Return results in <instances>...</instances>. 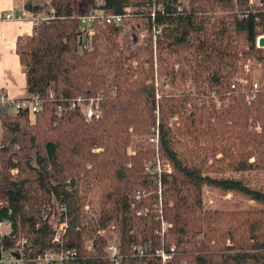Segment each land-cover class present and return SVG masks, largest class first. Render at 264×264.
<instances>
[{"label":"trees","instance_id":"trees-1","mask_svg":"<svg viewBox=\"0 0 264 264\" xmlns=\"http://www.w3.org/2000/svg\"><path fill=\"white\" fill-rule=\"evenodd\" d=\"M187 3L186 8L181 0H102L100 5L97 0H49L50 19L18 37L15 51L26 89L38 97L40 108L11 113L0 107V222L9 228L0 233V250L23 252L22 264H39L32 256L47 249L77 251L78 261L67 264H115L105 257V240L95 233L112 223L120 231L118 264H163L154 254L132 255L134 246L150 243L152 251L169 252L174 245L173 257L164 264H264L263 190L232 176L211 175L264 172V69L252 81L242 66L247 61L264 65V48L256 45L264 35V12L249 9L247 0ZM141 4L156 6L155 23L163 27V41L155 42L156 73L150 35L143 45L125 51L117 40L121 28L104 24L83 49L81 17L99 9L120 14L128 5ZM40 8L30 0L24 4L32 16ZM185 48L191 50L190 58H183L189 72L178 74L190 77L198 94L213 92L220 108L199 106L200 99L189 94L170 95L157 83L155 74L174 72L168 56ZM242 74L247 86H237ZM254 82L259 89L250 104L246 94ZM99 94L97 120L86 122L66 107L78 96L88 100ZM152 131L160 157L173 170L161 172L160 214L154 208L157 178L143 173L155 158L148 142ZM130 145L133 157L126 152ZM95 186L97 222L88 218L87 226H81L86 222L81 208ZM205 186L259 207L209 210L203 206ZM135 189L148 195L132 209L136 201L129 197ZM64 218L66 231L53 241ZM163 220L169 227L161 234ZM93 237L89 253L85 242Z\"/></svg>","mask_w":264,"mask_h":264},{"label":"built area","instance_id":"built-area-1","mask_svg":"<svg viewBox=\"0 0 264 264\" xmlns=\"http://www.w3.org/2000/svg\"><path fill=\"white\" fill-rule=\"evenodd\" d=\"M154 5V4H153ZM153 5H142L141 6H132L128 5L127 7L123 8L122 13H114V14H106L103 9L96 10L95 13H91L85 17H81L79 19L80 22V37L79 40L82 43L83 49H88L90 47V40L91 36L95 34V28L96 27H101V25H110L113 27H120L121 29L126 26V22L128 20H138V21H143L144 24L147 27V32L150 34V37H152V40L156 41V38H158V35H162V26L157 23H155V15H156V6L154 7ZM161 9V7L157 8ZM177 11L180 12L183 9L179 6H177ZM162 11V9H161ZM30 14V13H29ZM25 11L23 12H15L13 10H10L5 13L3 16L4 19L6 20H22L24 19ZM149 15V18L147 17ZM50 17H44L41 16L40 14L32 16L31 20L33 21L34 25H38L39 22L42 21H47L49 20ZM150 25V28L148 29V26ZM261 37V36H260ZM259 37V38H260ZM264 37V35L262 36ZM86 39H88V42ZM258 41V39H257ZM256 41V45H257ZM258 47V45H257ZM260 48V47H258ZM237 82V86L243 85L245 83V79L243 77H240L235 80ZM236 87L234 84L233 89ZM253 90L251 91L250 94H247L246 100L251 104L252 101L255 100V92L259 89L257 82H254L253 84ZM102 99V94L97 95L96 97H90V99L85 100L81 98V96L76 97V99L70 101L69 103L66 104L67 109L70 111H78L84 120L86 122H90L92 119H99L101 117V109L100 108V102ZM39 99L36 95L30 94L28 99L23 100V101H10L8 100L4 94L0 93V107L6 109L8 112L11 113H16L22 108H29L31 112H36L40 106H39ZM57 114H60L62 112V108L58 107L57 108ZM157 138V135H156ZM154 141V139H152ZM157 162V161H156ZM156 162L154 163H147L146 166L144 167L145 173L151 175L153 178H157L158 184L160 185V176L162 175L161 172L165 173H170L171 172V166L170 164L167 165L168 170H161L158 165L156 166ZM150 168H154V170L151 171ZM68 182V181H67ZM146 196L145 191L143 190H134L133 193H131L130 198L132 201H140ZM62 213L65 212L64 207L61 208ZM82 213L84 215L85 221L89 218L92 220V222L96 221L97 222V214L92 210V208L89 207V204H84L81 208ZM141 213H144V211H141ZM137 214L140 215L139 211H137ZM43 218H46V215L43 216ZM64 218V221L58 223L56 229H55V234L53 237V241H59L62 234L66 231L67 228V223ZM87 221L81 224V226H87ZM5 224L4 222H0V233L3 231ZM165 227H169L167 223L163 222V231L161 234L164 232ZM82 227H78L77 230H80ZM114 228V227H113ZM95 233L97 236L100 238H103L105 241L107 240L105 237L106 229H97L95 230ZM96 237V236H95ZM95 237L89 238L85 242V247L87 252H93L94 250V242H95ZM25 243L24 239H21L20 245H23ZM175 247L174 245L170 247L169 252L163 251L162 249H157L155 251H152V245L146 244L143 246L136 245L134 246L131 251L132 255L134 257H140L143 258L145 255H150L154 254L155 257H159L161 259V262L164 264L168 260L173 257ZM103 253L107 259H110L114 261L115 264H118L120 260H122L118 245L112 244L110 242H106V246L103 249ZM16 254H18L20 257L17 258ZM22 256L23 252H18L16 250H0V264H22ZM79 256L77 251L68 249L66 251H55L52 249H47L43 252H38L34 256H32L31 260L39 263V264H67L68 262H77Z\"/></svg>","mask_w":264,"mask_h":264},{"label":"rangeland","instance_id":"rangeland-1","mask_svg":"<svg viewBox=\"0 0 264 264\" xmlns=\"http://www.w3.org/2000/svg\"><path fill=\"white\" fill-rule=\"evenodd\" d=\"M26 1H28V0H25V2ZM30 1L33 4H37L39 7H41L40 8L41 10L39 12L41 16L50 17V15L52 14L51 13L52 11L49 8V0H30ZM101 1L102 0H97L98 5L101 4ZM187 1L188 0H181V4L183 3V6H185L186 8L188 5ZM247 2H248V6H250L249 9L253 8V9H257V10L264 12V0H247ZM134 7H136V6H134ZM180 7L183 8L181 5H180ZM25 14L29 15V12L25 11ZM163 34L164 33L162 31V35ZM148 35H150V34L147 32V27L143 21L141 22L138 20H134V21L128 20V22H126V26H124L121 30H119L117 40L121 46H123V45L125 46V51H129V49L133 46L143 45L144 39L149 38ZM162 38H164V37H161L158 35V38H156V40L160 39L161 41H163ZM136 43H138V44H136ZM156 47H158L157 43L155 44L153 41V51H154L153 52V64L155 65V66H153V68H154L155 73H156V70L158 68V65H160L158 62L159 50ZM190 51L191 50H188L185 48L184 51L179 52L178 55H176L175 52L171 53V55L168 56V59H170V64H171L170 69L174 70V72L171 71V74H167L164 76H158L157 74H155V76L159 78L157 80V83L159 84V86H160V84H162V88L164 90H166L165 92H167L170 95H172L173 93L189 94L191 96L198 97L200 99V102L198 103L199 106L202 104H205V106H209L211 104H214L216 108H220L219 105H221V103L218 101V98L216 96L213 97V95L211 94L213 92H208L206 94V96L198 94V91L195 89L194 84L192 83L190 77H187L184 80V78L180 76V73L178 74V72H182L185 70L187 72H189L188 71L189 68L187 66V63L183 62V58H184V56L190 58ZM177 60L181 61V62H178ZM254 63H255V61H247L242 66L244 68L245 73L251 75L250 79L252 81H254V80L258 81L259 76H261L260 72L264 69V65L258 64V63L254 64ZM240 76L244 77L246 75L242 74ZM236 79H238V78H236ZM158 84L155 85L156 88L158 87ZM244 84L246 85V81ZM204 87H206L205 84H204ZM244 90H248V89L243 88L242 91H244ZM208 94H209L210 99H208ZM177 120H179V119H177ZM249 130H252V128H249ZM255 130H260V129H259V127H256ZM156 135H157V133L155 131H152V134H150V136L148 138V142L150 144V147H152L151 149H153L154 154H155V156H154L155 158L152 160L153 162H150V163H154L157 161L156 166L158 165V167H160V171L163 169L168 170L167 165H169V163L167 162V160L160 157V155L158 153L159 147H158ZM152 139H154V141ZM94 149H95L94 151H96V153L101 150V149H96V148H94ZM126 152H127L128 156L133 157V155L135 154L134 146L130 145L128 147V149L126 150ZM219 156L221 157L220 154L217 155V157H219ZM150 169H151V171L154 170V168L153 169L150 168ZM168 171H170V170H168ZM172 172H173V170L171 168V172L166 173V174H172ZM143 173L145 174V169H143ZM211 175L215 176V177L216 176H224V177L232 176V177H234V179H239L243 183L248 184L252 188H256V189L261 188L264 192V172H262V171L244 172L243 174H235L234 172H231V171L226 172V173H221V172L217 171L216 173L212 172ZM157 188H158L157 189V195H158V202L159 203L154 208L157 207L158 211H159L162 208L161 192L163 191V188L161 190L159 184H157ZM135 190H138V189H135ZM97 191H98L97 187L95 186V187H93V189L91 191H89L87 193L88 195L85 197V204H89V207L92 208L93 210L97 209L98 205H99V204H97V195H98ZM143 191H145V193L148 195V192L146 190H143ZM202 199L204 200L203 206H205L209 210L221 209L224 211H231V209L245 210L246 208L250 209V208H258L259 207L258 205H255L253 202L249 201L247 198H244L240 195H236L235 193H232V192L226 194V193L221 192V190H219V189L216 190L213 188H209L208 186L203 187ZM89 201H90V203H89ZM136 203H137V201L132 204V206H131L132 209H135ZM160 212L161 211H159V214H160ZM163 222L167 223L164 220L161 222L162 231H163ZM166 228H168V227H165V230H166ZM8 229H9L8 226L5 225L3 228V231L6 232ZM119 232L120 231H118L117 228L114 229L112 227V223H110L108 225V228L106 229L105 237L107 240L105 241V243L110 242L112 244H116V245L120 246ZM104 248H105V246H104Z\"/></svg>","mask_w":264,"mask_h":264},{"label":"crops","instance_id":"crops-1","mask_svg":"<svg viewBox=\"0 0 264 264\" xmlns=\"http://www.w3.org/2000/svg\"><path fill=\"white\" fill-rule=\"evenodd\" d=\"M25 0H0V93L10 101H23L31 93L26 89V77L15 51L18 37L32 33V15L22 20H6V12H23ZM40 14V13H39Z\"/></svg>","mask_w":264,"mask_h":264},{"label":"water","instance_id":"water-1","mask_svg":"<svg viewBox=\"0 0 264 264\" xmlns=\"http://www.w3.org/2000/svg\"><path fill=\"white\" fill-rule=\"evenodd\" d=\"M257 45L260 48H264V37L261 36L260 38H258ZM16 257L19 258L20 256L16 254Z\"/></svg>","mask_w":264,"mask_h":264}]
</instances>
